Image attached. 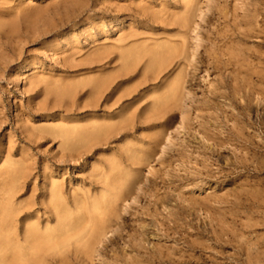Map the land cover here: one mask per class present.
<instances>
[{"label": "rangeland", "instance_id": "rangeland-1", "mask_svg": "<svg viewBox=\"0 0 264 264\" xmlns=\"http://www.w3.org/2000/svg\"><path fill=\"white\" fill-rule=\"evenodd\" d=\"M0 4L18 29L0 38V173L18 171L15 232L57 229L53 185L78 222L28 264H264V0ZM99 78L101 93L87 84ZM93 124L109 127L63 147L64 128ZM111 162L131 183L94 243L75 203L100 196Z\"/></svg>", "mask_w": 264, "mask_h": 264}, {"label": "bare ground", "instance_id": "bare-ground-1", "mask_svg": "<svg viewBox=\"0 0 264 264\" xmlns=\"http://www.w3.org/2000/svg\"><path fill=\"white\" fill-rule=\"evenodd\" d=\"M3 14L7 15L8 9L3 4H0V15H3ZM201 17H202V13L199 15V19ZM17 31L18 29H16V26L12 21L0 18V38H2L3 36L6 37L7 35H14ZM124 51L125 52L123 53V56L127 57V55L129 54V51L128 50H127L128 52H126V50ZM95 59H98V61L102 60L101 57L100 58L95 57L94 60ZM107 81H108L107 78L90 79L87 82V84L91 85V87L97 93H101L104 87L106 86ZM173 88L175 89L176 87L174 86ZM103 95H101V97ZM105 98L108 99L107 96H105ZM182 118H183V115L180 117L179 122L182 120ZM108 127L107 125L93 124L90 127L79 128V129L69 130L67 128H64L63 134L65 138L62 139L61 144L66 150H73L78 145L83 146L84 144L97 139L98 135L101 132H103L105 128H108ZM176 127L174 128L173 131H175ZM170 143H171V136L168 135L166 140L158 148V151L154 154L155 157L162 156V154H165L167 152V149L170 146ZM65 151H63L64 154H65ZM116 163L111 162V164L109 165L108 172L105 173V171L103 170L102 178L101 177L98 178L99 183H101V188L98 192L100 194L99 197L97 194H94V200H91V202L89 201L88 206L81 205V202L79 201H76L75 203V206L82 207L85 210L86 214H88L89 219L93 221L92 230L95 236L94 243H95V240L98 239V237L100 238V236L105 235L106 230L104 231V226L102 225L103 221L104 220L106 221L109 217H111L112 211L115 208L118 209V206L116 205V203L119 199L125 196V191L129 189V184L131 183V175H128L127 173H123L120 167L116 165ZM21 172L19 173L21 174ZM17 173H18L17 170L15 169L13 170L9 167L5 168V170L0 173V264H28L29 263L28 255L32 253L35 254V252H37L39 248H43L44 246L47 247L52 238L58 237L61 234L58 237L59 239L64 234L69 235V233H67L68 231L69 232L71 230L76 231L77 226H78L77 225L78 222L76 223L74 221L76 219V216L68 209H64L65 207H62V203L60 201L62 197H61L59 186L53 185L52 189L49 192L50 200L48 203L51 204L52 207L54 209H57L58 211L59 224H58L57 229H49V230L45 229L46 231H44L43 233H40L36 229L35 226L28 225L25 228L24 235L22 237H19V234L15 232L14 221H15V218H17L20 215L19 213H21V211H20V207H17L16 205H14L12 201L17 191H19L17 180L15 179L17 176ZM29 175L30 173H28L26 177ZM142 184L143 183H140L139 186L137 185L138 187L133 189V192L131 193V197L135 194L138 188L142 186ZM131 191L132 190H129V194ZM106 194H109V196L108 195L106 196ZM127 206H128V202H125L124 209ZM78 212L80 213V211ZM101 212H104V213L101 214ZM75 224L77 226H75ZM80 224L82 223L81 222L79 223V227H80ZM84 226L85 225H83V227ZM82 228L80 227V229ZM80 231L77 230V233L79 232L81 234ZM72 235H74V233Z\"/></svg>", "mask_w": 264, "mask_h": 264}]
</instances>
